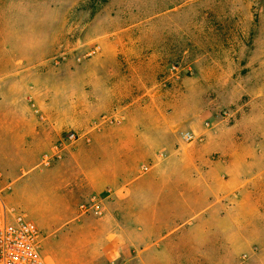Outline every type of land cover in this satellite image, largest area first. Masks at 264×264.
<instances>
[{
  "label": "rangeland",
  "instance_id": "1",
  "mask_svg": "<svg viewBox=\"0 0 264 264\" xmlns=\"http://www.w3.org/2000/svg\"><path fill=\"white\" fill-rule=\"evenodd\" d=\"M159 119L182 169H215L221 199L223 151H250L255 130L264 151V0H0V189L41 229L53 264H129L115 248L125 213L87 173L178 169L148 133ZM187 130L203 139L182 143ZM245 171L229 196L245 238L203 264H264V169Z\"/></svg>",
  "mask_w": 264,
  "mask_h": 264
},
{
  "label": "crops",
  "instance_id": "2",
  "mask_svg": "<svg viewBox=\"0 0 264 264\" xmlns=\"http://www.w3.org/2000/svg\"><path fill=\"white\" fill-rule=\"evenodd\" d=\"M165 122L159 119L158 130L150 129L148 133H159L161 138L157 137L156 141L165 139L161 143L172 150L169 160L177 163L178 169L159 168L138 180L124 176L121 179L120 175H128L131 169H91L87 176L98 191L110 185L114 190L111 207L125 213L122 220L127 223L126 233L117 236L115 248L130 253L129 264H203L209 261V255L230 253L232 236L245 238L244 226L243 231L239 225L232 233V219L240 223L245 218L241 215L232 218L229 196L232 180L237 177L232 179L231 175L240 174L238 186H242L246 183V179H241L245 169H264V151L257 152L255 148L262 132L245 134L254 143L255 150L247 144L246 149L250 151L239 155H234L230 146L223 151L225 174L217 177L222 188L220 199L215 197V169H182L188 166V160L183 153L175 155V144L170 139L173 125ZM260 141L264 143V138ZM147 149L153 153L156 146L148 145ZM191 158L193 163V159L199 163V157ZM259 231L256 239L262 243L264 224Z\"/></svg>",
  "mask_w": 264,
  "mask_h": 264
},
{
  "label": "built area",
  "instance_id": "3",
  "mask_svg": "<svg viewBox=\"0 0 264 264\" xmlns=\"http://www.w3.org/2000/svg\"><path fill=\"white\" fill-rule=\"evenodd\" d=\"M172 72L180 78L177 65L172 66ZM180 139L182 143H193L203 138L195 131L187 130L181 132ZM142 168L147 172L150 166L143 165ZM44 239L36 222L26 212L11 205L4 190L0 189V264H53L43 253Z\"/></svg>",
  "mask_w": 264,
  "mask_h": 264
}]
</instances>
